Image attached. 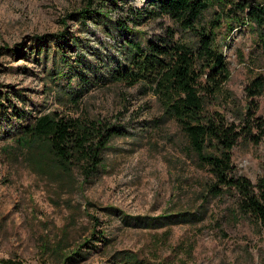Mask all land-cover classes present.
Wrapping results in <instances>:
<instances>
[{"label": "rangeland", "instance_id": "rangeland-1", "mask_svg": "<svg viewBox=\"0 0 264 264\" xmlns=\"http://www.w3.org/2000/svg\"><path fill=\"white\" fill-rule=\"evenodd\" d=\"M146 4L118 0L110 20L95 24L69 15L84 0H0V100L8 108L0 115V264H112L118 252L135 264H264L259 223L237 209L232 190L210 191L212 174L159 97L141 82L109 78L125 66L128 39L145 45L175 27L167 17L134 26L131 11ZM213 11L200 25L208 27ZM59 32L65 60L55 41L45 55L29 54L33 35ZM214 33L230 74L208 109L235 126L250 114L264 120V86L254 96L246 90L255 76L264 79L260 29L222 20ZM69 96L75 100H63ZM16 109L33 115L58 110L124 131L109 141L100 175L91 181L62 170L40 146L27 150L16 143L10 137ZM231 152L237 175L251 183L264 176V138L240 137ZM101 235L105 245L96 239Z\"/></svg>", "mask_w": 264, "mask_h": 264}, {"label": "trees", "instance_id": "trees-1", "mask_svg": "<svg viewBox=\"0 0 264 264\" xmlns=\"http://www.w3.org/2000/svg\"><path fill=\"white\" fill-rule=\"evenodd\" d=\"M117 6L118 0H84V7L69 15L75 21L89 19L98 24L110 20L108 11ZM209 8H214L215 16L206 27L200 23ZM130 15L128 19L134 26L167 17L175 27H166L163 34L147 40L145 45L128 39L125 66L122 70H111L109 78L129 85L141 82L157 95L164 113L178 122L192 150L212 174L214 183L210 191L232 190L237 197V209L253 217L264 232V176L251 183L237 175L231 152L240 137L253 143L263 139L264 120L250 114L235 126L227 123L219 112L208 109L223 93V84L230 74L223 53L215 45L214 29L222 20H227L228 26L232 20L250 23L260 29L264 42V4L252 0H147L146 8L133 9ZM117 24L127 28L126 22ZM180 32L182 36L175 37ZM64 37L61 32L33 35L29 40V54L35 58L43 50L45 55L49 43L55 41L65 60L67 48H62L60 43ZM67 39L73 44L78 41L77 36L72 39L68 35ZM5 48L13 55L20 53L19 47ZM263 86L264 79L259 75L246 90L254 96ZM63 100L75 98L69 96ZM7 109L0 100V115H8ZM11 113L16 118V126L10 137L16 143L27 150L40 146L62 170H77L91 181L100 175L109 141L124 131L118 124L70 116L58 110L33 115L16 109ZM96 239L104 245L107 243L102 235ZM113 258L112 264L137 262L126 252H118Z\"/></svg>", "mask_w": 264, "mask_h": 264}]
</instances>
